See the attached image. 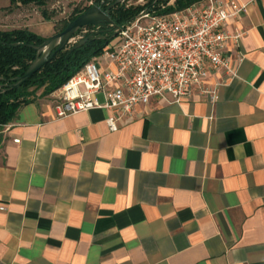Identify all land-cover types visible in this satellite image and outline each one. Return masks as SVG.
Here are the masks:
<instances>
[{
    "label": "crops",
    "instance_id": "0c3cea01",
    "mask_svg": "<svg viewBox=\"0 0 264 264\" xmlns=\"http://www.w3.org/2000/svg\"><path fill=\"white\" fill-rule=\"evenodd\" d=\"M241 1L216 99L153 98L112 131L49 94L0 128V264H264V0Z\"/></svg>",
    "mask_w": 264,
    "mask_h": 264
},
{
    "label": "built area",
    "instance_id": "2783aa9c",
    "mask_svg": "<svg viewBox=\"0 0 264 264\" xmlns=\"http://www.w3.org/2000/svg\"><path fill=\"white\" fill-rule=\"evenodd\" d=\"M247 6L241 0H199L167 12L164 6L142 10L103 49L105 65L99 56L91 59L51 93L56 116L107 109L109 128L115 131L138 105H148L153 98L180 103L198 89L203 97L216 99L224 80L210 84V77L238 76L239 64L231 62L226 48L231 42L241 45L244 31L229 27ZM80 39L75 35L71 44Z\"/></svg>",
    "mask_w": 264,
    "mask_h": 264
},
{
    "label": "trees",
    "instance_id": "16d2710c",
    "mask_svg": "<svg viewBox=\"0 0 264 264\" xmlns=\"http://www.w3.org/2000/svg\"><path fill=\"white\" fill-rule=\"evenodd\" d=\"M46 1L22 0L23 3L35 2L39 5L45 4ZM86 1H92V4L82 7H80V4L76 5L72 14L67 19L62 20L63 25L59 32L66 27L69 21L86 11L91 5L98 4L106 9L111 3V0ZM197 1L199 0H176L174 5L166 7L163 11L182 9ZM160 2L161 0H149L146 7L161 9ZM142 10H144V7L141 5L127 6L126 3H123L115 6L111 10L114 25L105 24L98 28L95 26L86 27L89 29L94 28V31L88 32L82 37L84 39L91 36L81 47L72 52L69 51V47L58 52L49 63L43 66L21 87L6 90L0 88V128L12 122L22 106L34 101L38 89L44 87L43 95L51 94L77 73L88 61L100 55L113 39L117 29L131 21ZM47 38L27 28L0 30V77L11 79L23 75L37 57L38 51L31 45H40ZM3 83L5 82L3 81Z\"/></svg>",
    "mask_w": 264,
    "mask_h": 264
},
{
    "label": "rangeland",
    "instance_id": "374dc122",
    "mask_svg": "<svg viewBox=\"0 0 264 264\" xmlns=\"http://www.w3.org/2000/svg\"><path fill=\"white\" fill-rule=\"evenodd\" d=\"M148 1L142 0L139 2V0H128L125 3L127 6L141 5L144 9H147L146 3ZM15 2L12 1V6L0 13V30L27 28L29 30L32 29L44 37H50L59 32L63 25L62 20L67 19L72 14L74 8L60 0H47L43 5L36 4L35 2L23 3L22 0H20L19 5H16ZM175 2L176 0H161L160 5L162 7H168L174 5ZM88 4H92V1L80 3V7ZM91 31H94V28H87L86 31L82 30L77 35L83 37ZM43 91L44 87L38 89L36 93L38 92L39 95L35 94V97L46 96L43 95Z\"/></svg>",
    "mask_w": 264,
    "mask_h": 264
},
{
    "label": "water",
    "instance_id": "95a60500",
    "mask_svg": "<svg viewBox=\"0 0 264 264\" xmlns=\"http://www.w3.org/2000/svg\"><path fill=\"white\" fill-rule=\"evenodd\" d=\"M126 1L128 0H111V3L106 9H103L101 5L93 4L86 11L76 16L73 20L69 21L62 31L48 37L40 45H31V47L38 51L36 59L30 64L23 75L11 79L0 77V88L6 90L8 88L17 89L21 87L23 84L28 82L32 76L43 66L49 63L58 52L68 47L70 48L69 51L72 52L73 50L81 47L91 36L80 39L70 46L72 38L80 30L90 26L99 27L105 24L114 25V22L111 18V10L115 6L123 4ZM118 32L119 30L117 29L116 33L113 35V38L118 34ZM3 81L5 83H3Z\"/></svg>",
    "mask_w": 264,
    "mask_h": 264
}]
</instances>
